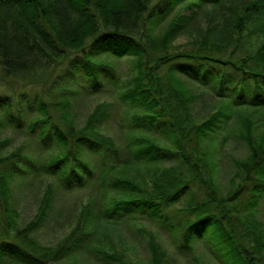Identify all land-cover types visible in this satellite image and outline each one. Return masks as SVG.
Segmentation results:
<instances>
[{
  "label": "trees",
  "instance_id": "16d2710c",
  "mask_svg": "<svg viewBox=\"0 0 264 264\" xmlns=\"http://www.w3.org/2000/svg\"><path fill=\"white\" fill-rule=\"evenodd\" d=\"M124 57L136 76L117 89L127 123L115 139L104 128L113 103L95 104L84 123L73 110L81 96L106 93L104 76L115 82L108 59ZM76 74L88 86L75 88ZM16 75L40 76L50 92L26 94L17 108L0 101L12 130L28 114L31 143L0 157V264H72L86 252L129 264L106 248L112 232L149 220L180 255L201 243L225 264H264V0H0V81ZM234 137L247 153L233 158L223 193L213 151ZM37 177L50 182L21 227L16 185ZM76 193V208L58 214ZM147 230L136 229L147 264H168L170 250Z\"/></svg>",
  "mask_w": 264,
  "mask_h": 264
},
{
  "label": "rangeland",
  "instance_id": "374dc122",
  "mask_svg": "<svg viewBox=\"0 0 264 264\" xmlns=\"http://www.w3.org/2000/svg\"><path fill=\"white\" fill-rule=\"evenodd\" d=\"M241 0H237L240 2ZM224 11L222 10L221 14ZM215 16H218V13H213ZM227 14V13H224ZM228 15V14H227ZM206 23L205 19L199 20L192 28L191 31H195L196 28H201L203 24ZM164 31V25L158 30V34H161ZM187 34L181 35L175 41L176 45L182 46L186 43ZM108 62L110 63L111 68H107L111 76L115 77V82L113 80L104 76V84H106L107 91L105 94L101 96H95L92 98H87L86 96H81V102L76 104V108L73 110L74 113L80 119L81 123H84L88 114L90 113L93 106L97 103L108 101L114 104L115 109L111 111V119L109 125H105L106 133L115 139H119L124 137V133L121 131L120 126L122 128L125 127V115L124 108L119 104V98L117 95V89L123 88V91L127 89H131L133 86V79L136 76V70L134 69L133 63H135L134 58L124 57L122 59H113L109 58ZM59 71V70H58ZM55 72V76H58L59 73ZM77 72V71H76ZM76 74L75 82L73 85L75 88L78 86L75 83L82 84L84 86H88V82L83 76ZM29 77H19V76H7L3 81H0V101L11 100L16 108L18 107L19 102L25 101V95L32 97L34 94L38 92H45L48 94L49 88L44 87L43 79L37 75H29ZM51 81H49V84ZM58 82H60L58 80ZM62 86L72 87L68 82H62ZM67 88V90H68ZM49 100L53 101L54 97H47ZM59 100V98H58ZM18 104V105H17ZM6 105L2 106V112L0 113V120L2 121V125L0 126V140L4 141L0 157H6L11 154V152L17 150L22 146L23 143L27 142V148L31 149V143L28 141V137L24 132H27V124L26 119L28 114L21 115L22 125L18 131L11 129L10 119L8 118V114L10 110H8ZM22 107L25 108V104H22ZM198 109L201 113L212 112L213 104L211 101L206 100L205 104H201L198 106ZM18 110V109H17ZM26 110V109H25ZM129 117L126 116V119ZM114 120V121H113ZM117 123L120 126H117ZM233 134V133H232ZM162 144H165V136H162ZM26 147L22 148L26 151ZM217 151H213V163L215 166V183L218 185V189H220L223 193L229 192L231 189V183L229 179L231 177V173H233V158L241 159L246 156V148L243 143H241L237 137H234V140L230 143H227L223 146L216 147ZM163 166L162 164H159ZM156 166H153V168ZM29 183L20 190L17 185L16 189L18 192L19 198H17V206L18 210L21 214V227H24L25 224L32 218L35 211V202L38 197H40L48 182L50 180L48 178H35L28 180ZM84 194V192H82ZM82 199L80 194L67 195L60 200V209L57 208L58 214L67 213L71 208H76L78 201ZM59 201V200H58ZM258 219L263 222L264 221V203L262 201L260 206V214L257 216ZM134 225L129 228H119L112 232L113 244L106 247L107 249H113V251L119 252V254L123 255L125 260L129 264H147L150 260V253L148 250V244L146 237L140 235L136 232L137 227H144V229L152 230L155 234L162 238L165 243V247L170 250V255L168 256V264H198V260L203 264H225L222 258H217L213 256L205 245L201 243L196 244V248L193 254H188L187 256L180 255L174 252V249L171 245V237L169 233L166 231H162L160 225L155 220H149L145 223L143 222H131ZM147 230V231H148ZM50 234V232H48ZM48 241V240H47ZM44 244H46L44 242ZM212 245V244H211ZM213 246V245H212ZM110 251V250H108ZM112 253V252H111ZM72 264H114L113 261L106 259L103 255H98L95 253L88 254L87 252L83 255L77 257V260L71 262Z\"/></svg>",
  "mask_w": 264,
  "mask_h": 264
}]
</instances>
